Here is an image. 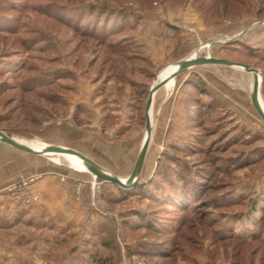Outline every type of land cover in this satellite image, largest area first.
Returning <instances> with one entry per match:
<instances>
[{
	"label": "rangeland",
	"instance_id": "374dc122",
	"mask_svg": "<svg viewBox=\"0 0 264 264\" xmlns=\"http://www.w3.org/2000/svg\"><path fill=\"white\" fill-rule=\"evenodd\" d=\"M218 1L215 0V3ZM188 3L193 6V0L177 5L171 0H0V130L16 138L41 141L46 146L43 138L49 136L45 134L48 131H54L50 129L54 125L63 132L70 130L67 127L74 129L67 132L70 137L83 134L81 128L89 127L94 138L101 135L105 138L112 136L115 139L113 142L117 144L105 146L102 142L91 139L86 152L95 155L91 158L98 159L99 161H95L106 169L109 167L125 172L126 167L125 165L123 167V164L126 163L123 161L122 153L125 154V159H129L134 165L145 135V120L142 121V114L144 115L149 95L147 93L144 96L143 111L138 110L141 99L135 95L133 80L148 83L150 90L164 65L153 70L155 73L152 72L151 59L144 55L132 40L131 35L134 32L132 28L116 37L123 40L121 45L124 48L123 54L118 55L117 52L111 54L109 49L100 45L96 37L78 33L62 22L60 16L65 13L57 12L61 9L54 6H74L70 16L84 13L89 18L83 26L92 28L98 21V19L95 21L93 16H96L102 7L132 8L135 11L130 19L133 23L137 16L146 10L157 6H184ZM193 8L201 13L205 22V14L194 6ZM91 10L93 11L89 13ZM213 11L222 15L214 9ZM229 14H231L229 18H224L225 23L242 20L259 23L264 19L254 12L244 11L240 17L237 13ZM259 25L263 26L264 31V23L255 26ZM242 36L221 48L208 46L210 49L206 47L199 54L209 53L213 57L224 54L223 58L264 68V46L253 44L255 46L253 47L242 44L240 43ZM196 45L198 40L192 42L189 47L190 52L186 55H192ZM179 59H181L179 54L175 53L170 56L168 63L173 64ZM193 68L177 75L176 84L171 91L163 86L156 95L155 115L163 112L165 107L166 111L168 109L169 117L173 119L168 121V117L167 124L159 125L154 117V130L140 181H148L157 170L164 171L168 165L165 159L159 160L160 156L164 157L163 154L166 152L168 155L174 154L172 152L174 145L183 151L187 142L192 140L191 138L195 139L191 136V132L199 137L198 140L203 139L200 144L204 147L211 145L212 141L223 144L222 138L231 135L238 142L228 153H225L227 158L224 160L229 166V172L219 173L215 177L216 185L218 186L220 181L225 187L218 188L219 192L216 191L218 193L211 190L205 200L209 199L211 194H218L216 197L218 202L234 200V205L217 208L214 203L203 207L216 225L208 227L204 221H200V218L205 216L204 211L191 213L188 219H185L187 225L181 227V231L176 235H171L173 239H180L170 258L155 259L138 253L136 249L142 248L149 242L147 236L149 231L137 228L130 230L129 226L139 224L141 221L138 213L146 212L149 208V198L145 192H134L133 188L136 185L124 189L114 183L99 178L94 179L93 175L83 168L77 169L68 164L63 156L51 154L45 156L48 157L45 160L57 167V175L61 182L75 185L76 195L82 200L79 209L86 211L88 216L95 212L101 217L114 220L113 228L104 235L98 231L100 228L94 227L90 231L85 223L79 222L74 225L73 234L68 239H65L62 232L55 228L57 237L54 241L59 248L53 252L49 246L50 230L54 231L51 222L35 223L19 217L14 227L0 228V264H57L60 263L58 259L66 248L72 250L69 264H88L87 256H90V253L108 258L112 264H264V235L259 239L254 236L257 231L259 232L261 222L259 224L258 221L264 211L259 206L254 213L251 211V202L254 198L259 199V205L264 207V121L254 105L249 106L245 101L236 99L239 104L237 108L226 109L224 106L225 108L215 111L210 121L207 120L208 117L205 120L208 129L216 125L221 126L222 129L215 130L216 135H210L213 133L203 127L191 129L189 126L191 117L199 110L196 99L204 101V98H209L202 95V92L198 93L192 88L189 89L190 91L187 89L189 93L186 94L185 100L188 102L191 93L195 100L192 105L187 106L189 108L186 110V119L182 110L178 113L179 97L182 95L178 90L180 83L188 74L189 78L199 76L204 79V75L195 72ZM240 72H244V75L234 74L236 88H238L236 84L240 85V79H244L243 76L248 78L247 80L253 77L245 70ZM261 73L263 76V72ZM48 81L52 83L41 85ZM208 86L210 87L209 83ZM27 88L29 91L26 90ZM204 103L201 104L205 105ZM122 112L126 114L125 119L127 116H136L134 121L136 125L132 126H135L132 140L128 142L120 141V137L115 136L116 133H120L119 131L110 135V128L115 124L112 116L120 117ZM200 119L203 118L199 116L198 120ZM222 130H226L227 135L220 137ZM65 138V135L57 134V140L64 141ZM215 138L217 140L214 141ZM199 156L176 153V157L181 162L187 163L185 165L195 170L208 169L210 162L204 164L199 160ZM157 164H160L158 168ZM175 166L176 164L172 163L171 168L174 169ZM33 173H42L41 178L47 174V172H33L27 169L21 177ZM35 183L30 187L32 193V186ZM9 193L17 206L30 208L41 197L39 193L34 192L38 198L25 203L18 199L15 193ZM169 211L170 209H165L163 215L168 214Z\"/></svg>",
	"mask_w": 264,
	"mask_h": 264
},
{
	"label": "crops",
	"instance_id": "0c3cea01",
	"mask_svg": "<svg viewBox=\"0 0 264 264\" xmlns=\"http://www.w3.org/2000/svg\"><path fill=\"white\" fill-rule=\"evenodd\" d=\"M258 24L261 23H249L247 20H242L236 23H225L221 26H209L204 22L201 13L195 10L193 6L188 3L184 6H157L151 10H146L137 16V19L132 23V29L134 32L131 36L133 42H135L143 54L151 59L152 72L155 73L153 70H157L163 65L165 68L166 65L169 66V64H171L168 63L170 61L169 58L171 55L178 53L179 58L181 59L191 57L196 53L200 46L207 44L203 43L206 41L211 42V47L217 46L218 48H221L223 45L225 46L230 44L235 39L238 40V37L243 35L242 38H240V43H245L253 47H255L253 44L258 45L259 47L264 46V36H262L264 32L262 28L263 26H255ZM191 40H198V45H196L195 51L192 55H186L188 52H190L189 47L192 42H194ZM220 55L222 57L224 56V54ZM258 68L264 74V68L259 66ZM193 70L198 73L201 72L204 75V80L210 84L211 90L215 96L225 105L226 109H234L236 106L238 107L239 104L237 100L239 99H241L243 102L245 101V103H248L249 106H253L251 99L254 80L253 77L247 80L248 78L243 76L244 79H240V85L236 84L238 88L234 86V74L238 76L244 75V72H240L242 71L240 68L224 64L208 63L196 66L193 68ZM189 76L190 75L188 74L180 83L178 87L180 92L177 90L179 93L182 92V95L179 97L177 110L178 113L182 110L181 112L185 114L184 119H186V110L189 108L187 106L189 104L192 105L194 101L192 95H190L189 98L187 97L188 102L185 100L186 94H188L191 90V86L186 83ZM176 78L177 76L173 79L176 80ZM158 79H160L159 76ZM176 81L174 84H176ZM164 87L167 89L165 85ZM187 89L190 90L188 91ZM235 89H239L240 91ZM158 91L154 96L153 102V128L154 117L159 125L167 124L166 119L169 117V113L167 112L168 109L166 111L165 107L163 112H159V114L155 115L156 112L154 111L157 106V100L155 98ZM260 99L264 107V75L261 82ZM191 105L190 107H192ZM165 114L166 117H164ZM125 116L126 114L123 112L120 117H116L115 115L112 116L115 120V124L110 128V135L119 131L120 133H116L115 136H117V138L120 137V141L128 142V140H132V135L135 130V126H132L136 125L134 123L136 116H127V119L124 118ZM121 118L123 119L121 120ZM171 119L173 118L169 117L168 121ZM67 128L70 130L63 132L59 130L58 126H52L50 129L54 131H48V133H45L49 136L43 138V141L46 144L71 147L90 157L93 154H88L86 152V148L90 146L89 142L91 139L95 140L96 142H102L105 146H114V144H117L113 142L115 139L112 136V138H105L101 135L94 138V134L90 133L89 127L81 128V132L85 134V136L83 134H78L79 136L76 135L72 137H70L69 133L67 132L74 131V129L70 127ZM57 134L65 135V140H57ZM122 154V158L124 157L123 161L126 163L123 164V167L124 165L126 167L124 169L125 172H120L109 167L107 168L112 173L124 178L131 174L135 163L133 165L129 159H125V154ZM94 156L95 155H93L92 158ZM45 158L48 157L23 151L0 141V228L8 229L9 226L14 227L17 219L22 217L24 220H32L35 223H47L50 221L52 230L57 228L62 232V236H64L65 239H68L70 235L72 236L73 229H75L74 225L78 224L79 222L85 223L86 228L90 231L94 227L100 228L98 231L104 235H106V232L112 230V222H114V220L101 217L95 212L88 216L86 211L84 212L83 210L79 209L82 200L76 195L77 191L75 185L72 183L70 184L61 182L59 175H57V167L50 165L48 161L45 160ZM94 159L99 161L96 158ZM27 169L33 172H47L44 177H42L32 186L33 193H39L41 197L37 202H34V205L31 208L25 207L23 205L17 206L12 195L6 190V187L10 183L20 179V177L26 173ZM104 229L106 230L105 232ZM56 233L57 232L55 230H50L49 246L50 250L53 252H56L59 248V245L55 244L54 241L55 237H57ZM71 253V248H66L64 253L58 259L60 263L57 264H69L68 262H71L72 258ZM63 257L65 258L62 259Z\"/></svg>",
	"mask_w": 264,
	"mask_h": 264
},
{
	"label": "trees",
	"instance_id": "16d2710c",
	"mask_svg": "<svg viewBox=\"0 0 264 264\" xmlns=\"http://www.w3.org/2000/svg\"><path fill=\"white\" fill-rule=\"evenodd\" d=\"M187 1L188 0H171V2L176 5ZM193 6L205 14V23L209 26L223 25L226 20L224 18L230 17L231 14L229 13H237L240 17L243 15L242 13L246 11L254 12L259 17H264V0H219L218 3H215V0H193ZM73 7L74 6L72 5L54 6V8L61 9L60 11L57 10V12L65 13V15L63 14L60 16L61 21L74 29L76 32L90 37H96L99 40L100 45L109 49L111 54H115L116 52L118 55L123 54L124 48L121 47L123 40L116 37L132 28L130 19L135 13L132 8H125L121 6L109 8L102 7L101 10L98 11V14L93 16L94 20L96 21L98 19V21L93 24L92 28H87L83 25L89 16H85L84 13L74 14L75 16L73 17L70 16L72 14V10L74 9ZM93 8L95 7L93 6ZM213 9L222 13V15L214 12ZM92 11L93 10L89 13ZM51 83V81H48L41 85H48ZM186 83L191 85V88L194 91H197L198 93L202 92V95L209 97L204 98V101L196 99V101H198L197 109L199 110L191 117L189 126L191 129H199L200 127H203L206 130H209L210 133H213L210 135H216L215 130L218 128L222 129L221 126L216 125L214 128L208 129L206 128L207 122L205 120L208 117L207 120L210 121L215 114V111L223 108L225 105L215 96L206 80L200 78L199 76L189 78ZM132 84L136 97L141 99V102H139L141 104L138 103V110L140 109L143 111L142 103L144 96L149 93V85L141 80H133ZM26 90L29 91V88ZM191 95H193V93H191ZM198 99L200 98L198 97ZM203 102H205V105L201 104ZM199 116L203 119L198 120ZM143 120H145V117L142 114V121ZM221 134L222 135L220 137H223L225 134L227 135L226 130H222ZM191 136L195 139L191 138L192 140L187 142L183 151L178 146L174 145L172 147V152L174 154L168 155L166 152V154H163L164 157L160 156L159 160L163 161V159H165V162L168 165V167L166 166V169L163 167L164 171L157 170L148 181L141 182L133 188V191L136 193L145 192L149 198V208L146 212L138 213L141 222L134 226H129L130 230L137 228L149 231V234H147L150 239L149 242L144 244L142 248L136 249V252L142 253L145 256H150L155 259L170 258L173 250L177 245H179L178 239H180H173L171 235H176L181 231V227L187 225V221L185 219H188V216L191 215V213L197 214L200 211H204L205 216L204 218H200V221H204L208 227H213L216 224H214L213 220L210 219L208 211L203 209L214 203L217 208L234 205V200L218 202L216 200L218 194H211L209 199L206 200L205 198L211 190L216 192L225 187L223 182L220 181V184L216 181L218 183L217 186L215 183V177L219 173L229 172V166H227V162L224 160L227 158L225 153H228L231 147H234V145L237 144L238 140H234L231 135H227L226 138H222L223 144L213 143L212 141L211 145L209 144L208 147H204L200 144L203 139L198 140L199 137H197L193 132H191ZM215 140H217V138H215L214 141ZM180 152L195 156L202 155V157L199 156V160L204 164L210 162L207 166L208 169L202 168L201 170V168H198V170H195V168L185 165L187 163L181 162L180 159L176 157V153L180 154ZM219 152L222 154L219 155ZM172 163L176 164L174 169L171 168ZM158 166H160V164H157V168ZM194 167L196 166L194 165ZM251 205L252 213H254L256 209H259L258 206L260 208L262 207V210L264 211V207L259 205V199L254 198ZM165 209H170V211L168 214L163 215V211ZM181 216H184V218H181ZM260 222L261 225L259 232L257 231V233L254 234L255 237H258V239L264 235V214L262 218L259 219L258 223L260 224ZM166 237L171 238L168 239ZM219 237L222 238V236ZM182 238H184V236ZM89 255L90 256H87L89 261L88 264H112L110 263V259L99 254L90 253Z\"/></svg>",
	"mask_w": 264,
	"mask_h": 264
},
{
	"label": "water",
	"instance_id": "95a60500",
	"mask_svg": "<svg viewBox=\"0 0 264 264\" xmlns=\"http://www.w3.org/2000/svg\"><path fill=\"white\" fill-rule=\"evenodd\" d=\"M259 23H264V19L261 20ZM211 45H212L211 42L209 44L208 43L204 44L197 49L195 56L180 59L176 61L174 64L177 65V69L175 72L172 73V78H175L178 74L182 72L191 70L193 67H196L202 64H208V63L229 65V66L237 67L247 72H250L253 75V79H254L253 86H252V92H251L252 103L264 121V107L260 99L261 82H262L263 76L260 70L256 67H252L248 64H244L238 61L230 60L228 58L213 57L211 56V54H207V55L199 54L201 49L208 47V46L211 48ZM209 47L208 49H210ZM166 83H167L166 79H162L159 81L158 75H157L156 80L154 81V83L152 84L149 90L148 99H147V102L144 108L146 132L143 138V142L140 148L139 155L135 162V166L131 174L128 177L122 178L112 173L111 171L106 169L104 166H102L101 164L93 160L91 157L71 147H65V146H60V145H55V144H46L45 147L41 149H36L30 146L29 144L18 140L16 137L2 130H0V141L7 143L17 149L27 151V152H30L36 155H41V156H49L51 155V153H54L57 155H64V154L76 155L82 159L84 166H85L84 171L89 172L96 178H99L103 181L114 183L121 188H124V189L132 188L141 182L140 177H141V173H142L145 159L147 156V152H148V148H149V144H150V140L152 136V131H153L152 116H153L154 96L156 92L161 87H163Z\"/></svg>",
	"mask_w": 264,
	"mask_h": 264
},
{
	"label": "bare ground",
	"instance_id": "6f19581e",
	"mask_svg": "<svg viewBox=\"0 0 264 264\" xmlns=\"http://www.w3.org/2000/svg\"><path fill=\"white\" fill-rule=\"evenodd\" d=\"M195 54L193 56H195ZM176 69H177V65L172 64V65L167 66L162 71H160L159 75H158L160 77V79H158L159 81L162 79H166L167 83L165 84V86L169 91L172 90L173 86L175 85L174 83L176 80L172 78V73L175 72ZM17 139L24 142V143L29 144L30 146H32L36 149H41V148L45 147V144L41 141H37V140L32 141V140H27L24 138H17ZM51 154H54V153H51ZM61 156H63V159L66 160L68 162V164H70L71 166H73L77 169H82V168L84 169L85 168L84 163L80 157L73 155V154H64Z\"/></svg>",
	"mask_w": 264,
	"mask_h": 264
},
{
	"label": "built area",
	"instance_id": "2783aa9c",
	"mask_svg": "<svg viewBox=\"0 0 264 264\" xmlns=\"http://www.w3.org/2000/svg\"><path fill=\"white\" fill-rule=\"evenodd\" d=\"M209 54V53H208ZM42 176V173H33L21 177L17 182L6 187L7 191L15 193L18 199H21L25 203H30L38 198L37 194L30 191V187L33 183L38 181ZM96 179L95 176H93Z\"/></svg>",
	"mask_w": 264,
	"mask_h": 264
}]
</instances>
